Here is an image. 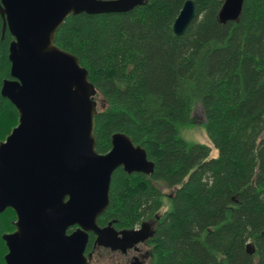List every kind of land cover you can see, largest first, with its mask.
I'll list each match as a JSON object with an SVG mask.
<instances>
[{
  "label": "trees",
  "instance_id": "16d2710c",
  "mask_svg": "<svg viewBox=\"0 0 264 264\" xmlns=\"http://www.w3.org/2000/svg\"><path fill=\"white\" fill-rule=\"evenodd\" d=\"M186 1L72 15L56 35L97 89L98 152L108 153L122 133L155 166L152 175L118 168L101 220L122 228L155 222L154 264H264V0H244L240 18L226 23L219 18L225 0H193L196 16L177 36L173 24ZM3 23L0 16V142L19 123L1 94L11 79L12 36L3 35ZM197 103L216 158L209 145L179 135ZM159 185L173 191L169 198ZM15 221L12 209L0 215V264L8 253L2 235Z\"/></svg>",
  "mask_w": 264,
  "mask_h": 264
},
{
  "label": "water",
  "instance_id": "95a60500",
  "mask_svg": "<svg viewBox=\"0 0 264 264\" xmlns=\"http://www.w3.org/2000/svg\"><path fill=\"white\" fill-rule=\"evenodd\" d=\"M144 0H0L3 35L9 30L11 79L1 88L19 123L0 142V215L16 213L15 230L2 235L6 264H89V235L115 250L152 236L144 228L102 229L114 172L152 175L154 163L126 134L112 136L111 150H97V89L79 58L56 44L70 16L124 13ZM244 0H225L222 23L237 21ZM196 16L193 0L179 12L173 32L185 33ZM264 138V134H263ZM75 228L71 233L69 230ZM247 251L256 250L248 245Z\"/></svg>",
  "mask_w": 264,
  "mask_h": 264
},
{
  "label": "flooded vegetation",
  "instance_id": "af4514ba",
  "mask_svg": "<svg viewBox=\"0 0 264 264\" xmlns=\"http://www.w3.org/2000/svg\"><path fill=\"white\" fill-rule=\"evenodd\" d=\"M159 220V218H157ZM99 226L104 229L107 227L113 228L118 237L122 238V232L124 231H137L144 228L145 232H150L152 236L140 241L139 243H130L125 245L124 248L111 249L103 245L96 243L97 236L93 233L89 235V242L86 248V255L89 256V264H93L95 256L103 254L104 256H110L116 262V264H154V257L152 254L151 241L156 233V223L152 221H144L135 227H119L115 220H101V216L98 220ZM76 227L71 228V233Z\"/></svg>",
  "mask_w": 264,
  "mask_h": 264
},
{
  "label": "rangeland",
  "instance_id": "374dc122",
  "mask_svg": "<svg viewBox=\"0 0 264 264\" xmlns=\"http://www.w3.org/2000/svg\"><path fill=\"white\" fill-rule=\"evenodd\" d=\"M205 116L203 109L200 104H196L191 118V124L180 127L179 135L184 139L188 144H207L212 148L211 158H216L219 155L218 150L210 143L208 136L204 128ZM162 192L168 197L173 191L159 185ZM169 198V197H168ZM169 208V202L166 198V203L162 212H165ZM13 232V231H12ZM93 264H116L115 260L110 256H104L103 254L95 256Z\"/></svg>",
  "mask_w": 264,
  "mask_h": 264
}]
</instances>
